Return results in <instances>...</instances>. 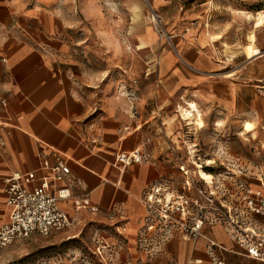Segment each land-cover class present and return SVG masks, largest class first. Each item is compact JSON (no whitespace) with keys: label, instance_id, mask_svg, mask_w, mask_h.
Segmentation results:
<instances>
[{"label":"crops","instance_id":"crops-1","mask_svg":"<svg viewBox=\"0 0 264 264\" xmlns=\"http://www.w3.org/2000/svg\"><path fill=\"white\" fill-rule=\"evenodd\" d=\"M71 1L0 0V228L12 213L3 178L34 171L40 181L52 174L45 161L53 165L63 160L71 169L69 181L53 182L52 190L70 185L74 195L88 197L100 208L92 212L78 208L72 199L62 201L73 220L64 230L94 222V231L116 250L112 264H188L194 259L212 264L210 240L228 249H216L226 264H264L243 254L223 225H206L198 238L177 232L152 257L137 245L148 212L144 191L179 169L168 148L173 144L162 135L165 123L177 122L179 107L192 109L191 103L205 104V113L225 114L224 122L231 115L245 120L240 71L233 77L223 72L224 60L197 26L176 24L168 43L147 28L140 41L156 54V84L145 88L139 99L96 96V90L75 81L67 65L70 46L64 34ZM149 98L158 108L143 122L135 105L138 113ZM136 149L145 151L149 160L124 166L117 159L120 152Z\"/></svg>","mask_w":264,"mask_h":264},{"label":"rangeland","instance_id":"rangeland-1","mask_svg":"<svg viewBox=\"0 0 264 264\" xmlns=\"http://www.w3.org/2000/svg\"><path fill=\"white\" fill-rule=\"evenodd\" d=\"M71 2L70 25L64 34L70 46L71 62L67 65L71 67L75 81L88 90H96V96L112 93L139 99L145 88L157 82L154 74L156 54L145 49L140 35L152 28L160 42L168 43L172 37L170 30L176 24L197 26L199 34L224 60L223 72L233 77L240 71L239 80L246 89V119L231 115L224 122L225 114L205 113L202 110L205 104H201L202 107L197 104L200 115L196 113L187 121L186 114L191 108L185 105V108L179 107L177 122L165 123L166 131L162 135L173 144L168 147L173 151V158L176 160L177 150L181 160L198 172L197 178L203 176V169L230 190L235 191V184L241 181L254 189H262L264 0ZM235 80L238 81V77ZM143 104L138 113L137 105L135 109L144 122L155 116L158 104L151 98ZM200 117L205 121L204 128L196 125ZM247 119L254 122L249 129L245 124ZM168 175L181 177L179 169ZM93 223L70 232L68 229L50 235L34 233L2 249L0 264H112L114 253L111 250H106L104 255L96 252V244L91 238L96 233ZM137 245H140L138 239Z\"/></svg>","mask_w":264,"mask_h":264},{"label":"built area","instance_id":"built-area-1","mask_svg":"<svg viewBox=\"0 0 264 264\" xmlns=\"http://www.w3.org/2000/svg\"><path fill=\"white\" fill-rule=\"evenodd\" d=\"M175 152L181 177L162 176L154 180L142 195L148 212L138 234L139 248L152 257L177 232L198 238L203 235L206 225H223L243 254L264 263V181L262 189H254L241 181L235 184V191L230 190L215 176L210 181L203 176L197 178L198 172ZM117 159L125 166L148 161L149 156L136 149L120 152ZM44 165L52 169V174L40 181H37L34 171L25 174L14 172L3 178L12 213L9 222L0 228V251L34 233L50 235L70 227L73 220L62 208V201L72 199L78 208H90L92 212L100 210L88 197L74 195L70 185L52 190L53 182L69 181L71 169L65 161L59 160L53 165L45 161ZM92 241L100 255H104L106 250L116 251L99 232L92 236ZM216 249L228 250L210 240L212 264H226ZM188 264H201V260L194 259Z\"/></svg>","mask_w":264,"mask_h":264},{"label":"bare ground","instance_id":"bare-ground-1","mask_svg":"<svg viewBox=\"0 0 264 264\" xmlns=\"http://www.w3.org/2000/svg\"><path fill=\"white\" fill-rule=\"evenodd\" d=\"M191 107H192V109L191 110H188L187 111V114H186V116L188 117V118H190L191 119V117H193L194 116V114H196V113H198V115H200V111H199V109H198V106H197V104L196 103H191ZM196 125H197V127L198 128H204L205 127V121L200 117V118H198V120L196 121ZM249 125H253V123L251 122V121H247V123H246V129H249ZM251 128V127H250ZM201 174L204 176V178H206L207 180H211V179H213L214 178V175L212 174V173H208V172H206L205 170H203V169H201Z\"/></svg>","mask_w":264,"mask_h":264},{"label":"snow or ice","instance_id":"snow-or-ice-1","mask_svg":"<svg viewBox=\"0 0 264 264\" xmlns=\"http://www.w3.org/2000/svg\"><path fill=\"white\" fill-rule=\"evenodd\" d=\"M249 128L251 127V125L248 126Z\"/></svg>","mask_w":264,"mask_h":264}]
</instances>
